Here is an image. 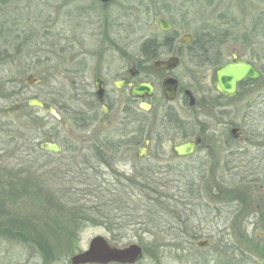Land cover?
I'll return each instance as SVG.
<instances>
[{
	"label": "rangeland",
	"instance_id": "1",
	"mask_svg": "<svg viewBox=\"0 0 264 264\" xmlns=\"http://www.w3.org/2000/svg\"><path fill=\"white\" fill-rule=\"evenodd\" d=\"M161 18L172 26V33L159 30ZM184 34L207 36V41H211L199 52L215 56L219 65L192 64L188 60L190 51L182 50L181 62L171 73L178 79L180 89L176 100L170 103L180 118L184 120L188 113L182 102L184 89H212L213 68L231 59L246 60L258 68L261 78L242 83L236 98L223 102L226 106L223 114L228 121L245 129V140H250L253 131H264V0H109L103 3L98 0H0V136L13 134L15 127L22 133L30 131L38 145L54 143L65 122L68 135L88 137L78 124L73 127L68 117L60 125L49 116L47 109L30 107L27 101H43L57 115V109L65 106L78 122L81 114L78 111L86 117L91 112L90 99L82 95L90 92L91 57H127L131 66L139 56L145 55L141 52L142 45L151 40L157 46L162 42L167 45L151 49L148 55L165 59L176 50L178 39ZM170 36L176 38L172 47L168 41ZM81 69L82 78L78 75ZM29 76L34 80L30 85L27 84ZM162 76L153 79L159 84L157 101L163 99ZM139 79L130 83H137ZM81 82L85 86L82 93ZM138 104L139 101L129 100L132 110L128 108L125 113L114 110L107 117L112 119V139L132 143L139 139ZM13 105L18 110L6 114L4 109ZM125 115H129L128 120L125 117L121 122ZM209 124L215 126L212 121ZM177 126L187 129L182 119ZM154 129L159 130L157 125ZM168 132L161 134L158 152L151 150L149 162L136 157L138 145H126L108 161L111 168L96 167L87 146L78 149L76 158L66 149L56 156L38 160H32L37 156H26L25 152L20 157L16 154L11 159L1 158V170L13 173L24 170L21 172L25 175L30 174L27 168L33 162L36 165L31 172L44 175L50 181L49 194L71 191L70 201L60 205L109 209L110 214L100 213L113 218L114 223L107 222L105 215L95 214L90 218L97 222L80 226L74 235L67 236L63 229L61 232L57 229L49 235L54 250L46 255H41L34 246L0 238V264H71V257L86 251L95 237H102L118 249L131 244L140 246L142 257L134 264H244L237 254H224L218 242L223 235L234 238L244 233L257 237L254 263L264 264V222L250 221L257 207L264 206V178L254 181L257 177L241 168L227 170L217 142L211 145L210 151H200L193 158H180L179 166L170 170L167 165L176 160L171 146L182 139V130ZM151 139L155 143L153 135ZM241 147L245 154L239 161L246 165V160L257 153L251 142L242 143ZM153 160L159 168L154 171L157 176L150 174L149 177L147 170ZM160 179L164 181L160 183ZM166 182L167 189L160 187ZM185 183L191 187L190 195L177 193L186 188ZM156 191L159 197L154 195ZM126 192L135 202L139 199V209L125 210ZM41 201L44 199H24L21 205L31 206ZM205 241L207 247L197 246Z\"/></svg>",
	"mask_w": 264,
	"mask_h": 264
},
{
	"label": "flooded vegetation",
	"instance_id": "2",
	"mask_svg": "<svg viewBox=\"0 0 264 264\" xmlns=\"http://www.w3.org/2000/svg\"><path fill=\"white\" fill-rule=\"evenodd\" d=\"M164 33H172V26L170 25V29ZM189 35H191V42L189 44H181L180 38L183 35L180 36V38L178 39V47L175 51H171L169 56L165 59H159L156 56L149 57L143 55L139 56L138 61L134 65L129 66V59L127 57H91V83L89 85L90 92L88 95L85 92L82 94L88 96L91 101V112L88 115L86 114L90 117V119L88 123L83 126H80V130L83 129L84 132H87L88 137H83L82 139H80L79 137L68 135L66 133L67 126L64 122L62 123V129L60 130L61 135H59L57 141L53 143L59 147L60 151L58 153L49 154L56 156L63 149H65L66 146L74 145L75 147L78 146L77 149L82 148L83 146H87L89 149L91 148V159L100 160L103 158H107V151L110 145L109 142L112 140V119L107 120V117H109L114 112V110L121 111V113H125L128 108L132 110L133 108L129 105V100L132 102L139 101V104L143 102L149 105L148 110H143L139 107L138 104L140 114L139 116H137V125L139 131L138 137L140 141L138 143L136 155L139 150H142V158H139L140 160L146 161L148 158H150L151 150L155 154L158 152L157 146L161 143V137L163 136L161 135L162 133L168 134V131H172L175 133L177 131L180 132L177 123L180 119H182V121L186 123L187 129L186 131L181 129L182 139L176 143L187 140L194 141L197 137L199 138V143L196 146L195 151L192 155L181 158H193L200 151H210L211 145L217 142L220 145V158L223 160L227 170H229V167L231 170L241 168L245 172L251 173L253 177H257L256 179H254V181H257L260 178H264V131H253L250 133V135L252 136L250 137V140H245V129L243 130L240 124L228 121L225 115L223 114V112L226 111V106L223 104V102H230L234 100L238 94V89L242 83H250L256 80H245L239 83L237 85V94L233 97H226L220 94L213 87H211L212 89L208 90H204L202 88L192 90L184 89L182 92V102L184 106H186L188 112L185 115L186 118L184 120L183 118H180L178 110L171 106L170 103L176 100L178 91L180 89V83L178 79L171 75V73L179 66L183 49L190 51L188 60L192 64L205 65L219 63L218 59L215 56H209L207 55V53L206 55H204L203 53L199 52L200 49H198L194 45L195 36L192 34ZM175 39V36H170V38H168L171 47L174 45ZM171 57L178 58L179 63L177 67L168 71H155L153 67V63L155 61L166 60ZM251 64L253 65V63ZM253 66L255 67V65ZM255 69L260 73L257 67H255ZM162 74L164 76H162V79L160 81V90L163 99L157 101L156 91L158 90L159 84L153 79L155 78L154 76ZM78 75L80 76V78L84 76L83 69L79 71ZM138 77H141V79H139V82L134 84L130 83V81ZM167 77L173 78L177 81L176 96L172 101H166L163 96L162 82ZM260 78L261 73L259 79ZM142 82H148L151 84V86L153 87L152 95L150 97H144L142 99L131 98L129 96L130 88ZM80 86L82 93L85 90V86L82 82L80 83ZM99 87L102 89L101 101H99L96 95V92ZM185 91H189L191 96L185 95ZM191 98L193 99V104L189 105ZM53 106L56 108L55 105ZM45 109H47L49 116L58 120L59 124L62 119H65L66 117L69 118L71 116V114L69 113L70 111H68L65 106H60V108L57 109L58 115L56 113L54 115L50 113L49 109H53L54 112H56L55 109L51 106L46 105ZM78 113L82 114V111H78ZM125 117L128 120L129 115H125L123 118H121V122L125 121ZM233 117H236L235 114ZM103 120L106 121L103 122ZM209 121H212V124L215 126H211L209 124ZM156 125L159 128L158 131L154 129ZM159 131H162V133ZM152 135L155 139V141L153 140L155 143L152 142ZM245 142L249 144L251 142V144H253L254 146V150L257 153L251 159L246 160V165L242 164L241 161H239V157L242 154H245L242 153L241 147L242 143ZM153 156L154 155H152V157ZM173 157L176 159H180L175 156ZM257 209L258 210L254 213V216L250 220L251 223L264 222V206L260 208L257 207ZM259 209H262V211L259 212ZM189 237L193 238L194 235H190ZM218 240L219 248L223 250L224 254H230L231 256L237 254L244 264H255L254 261L257 257V237L252 236L249 233H244L238 234L237 236H234V238L232 235H223ZM205 242V247H207L208 242ZM224 262L226 263L227 261L225 260Z\"/></svg>",
	"mask_w": 264,
	"mask_h": 264
},
{
	"label": "trees",
	"instance_id": "3",
	"mask_svg": "<svg viewBox=\"0 0 264 264\" xmlns=\"http://www.w3.org/2000/svg\"><path fill=\"white\" fill-rule=\"evenodd\" d=\"M209 41H207V36H205L204 34L197 35L195 36L194 45L198 49L203 50L205 49L204 48L205 44ZM166 45L167 43L165 44L164 42H162L157 46L154 41L149 40L142 45L141 52L146 56L155 57L153 55H148L150 53L149 51L151 49L156 50L159 46H166ZM211 65L217 66L218 64H211ZM72 117H74V114L71 117H69V121L71 122L73 127H75L77 124L79 126H83L86 123H88L90 119L89 116L86 117L83 116V114H80L79 115L80 119L78 120V122H76L77 120H75V118ZM14 128L15 127H13L12 130L13 134L9 132L10 135L5 138L3 136L2 137L0 136V159L3 157L11 159V157L13 158L16 154L18 156L23 155L24 152L26 153V156L27 155H30L31 157L37 156L32 160H38L40 157L45 158L50 155L48 152H45L40 148L41 145H38L35 137L33 136V134L30 133V131H26L22 133L21 131L15 130ZM178 129L181 130L182 128L178 127ZM139 141L140 139L132 143L131 141L121 142L120 140L112 139L109 142L110 145L107 151L108 154L107 158H103L100 160L93 159V161L96 164V167L99 165H104L106 167L111 168L110 165L108 166L109 163L108 161H110V159L114 157V155L117 153L119 149H121L126 145L137 146ZM77 147L78 146L75 147L74 145H70V146H66L65 149L69 150L70 153L72 152L71 155L74 158H76L75 155L78 156V154L76 153L78 151ZM74 158H71L70 160L74 161L75 160ZM154 160L153 162L151 161L149 163V169L147 170L149 177H151L152 175L157 176V174L154 171L158 169L159 166L158 163ZM149 161L150 158L146 160V162ZM179 161L180 159H176V160L173 159L171 163L167 165V167L170 165L169 169L174 167L176 168L179 166V163H177ZM0 165H2L1 162ZM17 165L18 164H16V166H14L13 168H16ZM33 165L36 164L32 162V165L27 168L30 171V174L27 175L22 174L21 171L24 170H19L14 173L10 170L5 172L1 170L2 168L0 166V238L20 244H26L28 247L31 248L34 246L41 255L52 254L51 252H53L54 250L53 247L54 244L52 245L49 235L55 234L54 232L55 231L57 232V229L59 230V232H61L63 229V232L67 234V236L74 235L75 233L78 232V228L80 226L83 227L89 223H93L94 221L97 222V220H93L92 218H90V215L95 216L96 214L98 216H103V215L107 216V214L111 213L109 209H105L101 207L91 209L90 207L87 208L82 205L77 208H68L63 205H60L62 202L70 201L69 199H70L71 191L61 190L59 192L55 191L49 194L48 185L50 181H47V179L43 177L44 175L41 174L36 175L32 173L31 170L33 169ZM75 169H76V174H78L79 168L76 167ZM113 172L114 171H112V174ZM159 181L160 183H162L164 180L160 179ZM152 182L156 184L155 181ZM168 185L169 184L166 182L160 184V187L163 186L166 187ZM185 186L186 188L189 187L187 191L186 188L179 190L177 189L178 190L177 193L182 195L184 194L190 195L191 187L187 183H185ZM126 193H127L126 194L127 200L125 203V210L126 211L136 210L139 207L138 205L139 199L138 202H135V199L131 198V195L128 194V192ZM154 193L155 196H158L157 191ZM39 196L41 198H36ZM174 198L177 199L178 201L181 200L180 196L177 195H174ZM24 199H29V200L44 199V201L47 203H45V205L44 204L42 205V202L44 201H41L40 203L36 202L39 204H31V206L29 205L22 206L21 201ZM167 199H172V198H167ZM155 201H157L160 204L159 200H155ZM102 211H104L107 214H105L104 212L100 213ZM60 218H64V220L60 221ZM105 218L108 219L107 222L110 223L112 221L114 223V220H112L113 218H110L108 216ZM99 219L102 218L100 217ZM103 226L106 227L107 225L103 223Z\"/></svg>",
	"mask_w": 264,
	"mask_h": 264
},
{
	"label": "water",
	"instance_id": "4",
	"mask_svg": "<svg viewBox=\"0 0 264 264\" xmlns=\"http://www.w3.org/2000/svg\"><path fill=\"white\" fill-rule=\"evenodd\" d=\"M99 2H107L109 0H98ZM159 30L167 32L170 29V25L164 18H161L158 22ZM191 42V35L185 34L180 38L181 44H189ZM179 60L177 57H171L166 60H157L153 63L155 71H168L177 67ZM260 77V73L255 67L245 60H230L222 66L213 69L210 84L220 94L226 97H233L237 94V85L245 80H257ZM34 80L31 76L27 78V84H33ZM163 96L166 101H172L176 96L177 81L173 78L167 77L162 82ZM153 93V87L148 82H142L134 85L129 90V96L134 99H142L144 97H150ZM96 95L99 101L102 100V89L99 87ZM185 95L191 96L189 91H185ZM193 104L191 98L189 105ZM27 105L30 107H36L44 109L45 103L36 99H29ZM139 107L143 110H148L149 105L147 103H140ZM18 110L17 105L9 106L4 109L6 114H11ZM51 114H55L53 109H49ZM199 143V138H195L194 141H183L175 143L171 146V153L177 158L187 157L194 153L196 146ZM43 151L49 153H58L59 147L55 144L44 143L41 145ZM141 151L137 152V158H142ZM198 247L204 248L206 242H199ZM142 257L141 247L136 244H131L125 248H115L108 244L102 237L93 238L86 251L76 254L71 257V264H134Z\"/></svg>",
	"mask_w": 264,
	"mask_h": 264
}]
</instances>
